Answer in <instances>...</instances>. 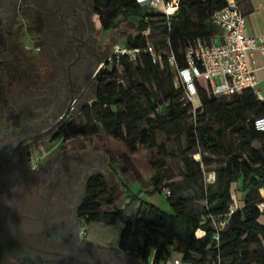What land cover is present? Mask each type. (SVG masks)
Returning a JSON list of instances; mask_svg holds the SVG:
<instances>
[{
  "label": "trees",
  "instance_id": "1",
  "mask_svg": "<svg viewBox=\"0 0 264 264\" xmlns=\"http://www.w3.org/2000/svg\"><path fill=\"white\" fill-rule=\"evenodd\" d=\"M225 5L226 0H179L176 9L165 15L135 0H92L91 12L103 32L130 19L136 22L123 41L128 46L143 49L149 37L162 36L160 47L151 41L162 64L152 63L143 52L134 62L122 60L121 72L113 65L100 68L94 99L80 110L83 120L75 118L63 125L62 139L94 136L100 127L134 154L140 149L152 151L155 133L161 132L174 143L183 137L189 153L196 152L198 143L226 159L214 171L216 189L201 194L206 200L202 217L187 210L180 197L197 185L202 158L191 160L183 151L179 153L186 168L180 173L182 180L167 184L170 212L144 200L140 191L128 192L118 204L102 175L88 176L77 211L86 238L113 245L145 263L153 251L154 264H166L172 257L184 264H264V210L257 206L264 202L260 195L264 194V131L252 127L253 118L264 115V104L249 89L219 97L200 89L201 105L193 109L174 86L173 67L166 58L172 53L176 65L183 66L189 45L197 39L209 41L217 33L210 18ZM255 140L260 147L252 145ZM158 155L161 158L147 160L153 172L149 193L162 188L165 152Z\"/></svg>",
  "mask_w": 264,
  "mask_h": 264
},
{
  "label": "flooded vegetation",
  "instance_id": "2",
  "mask_svg": "<svg viewBox=\"0 0 264 264\" xmlns=\"http://www.w3.org/2000/svg\"><path fill=\"white\" fill-rule=\"evenodd\" d=\"M91 3L0 0V264L105 261L81 245L85 181L78 157L58 145L76 138L59 133L80 114L104 61Z\"/></svg>",
  "mask_w": 264,
  "mask_h": 264
},
{
  "label": "rangeland",
  "instance_id": "3",
  "mask_svg": "<svg viewBox=\"0 0 264 264\" xmlns=\"http://www.w3.org/2000/svg\"><path fill=\"white\" fill-rule=\"evenodd\" d=\"M89 8L90 6L87 5V15L94 28V34L100 44L99 51L104 60L112 44L118 41L123 42L125 37L133 31L136 22L130 19L121 23L117 29L101 32L98 17L93 15ZM151 41L157 42L160 47L163 38L162 36L154 35L151 38L149 37V42ZM93 99V88H85L82 104L89 103ZM159 112L161 113L162 110H159ZM76 119L83 120L81 114H78ZM170 139L168 140L165 134L156 132V147L152 151L147 152L144 149H140L138 152L130 154L121 142L108 136L99 127L98 134L94 136H79L73 140L63 142L62 145H58L78 157L80 181L84 182L92 174H100L116 203H122L128 192L140 191V196L144 200L154 203L166 212H170V207L165 199L168 194L167 184L182 180L180 173L186 171L184 164L180 160L179 153L183 151L191 160H201L202 158V162H200L201 172L198 176L197 185L191 186L189 190L183 192L180 196L182 201L185 202L187 210H191L197 216L202 217L206 200L201 198V194L205 195L206 190L216 189L217 173L214 171L224 165L226 158L224 155L212 154L198 143L194 148L196 152L189 153L185 149L186 143L183 137L179 138V142L175 143L172 138ZM56 143L55 141L50 144L48 149H51ZM260 144L259 141H252L254 147H260ZM233 147H237L236 142H234ZM163 151L165 152L163 157L165 166L160 170L163 177L161 192L149 193L147 191L150 189V177L153 172L149 168L147 160L149 157L154 160L161 158L158 154ZM260 195L264 194L260 192ZM82 225L81 228L84 227Z\"/></svg>",
  "mask_w": 264,
  "mask_h": 264
},
{
  "label": "built area",
  "instance_id": "4",
  "mask_svg": "<svg viewBox=\"0 0 264 264\" xmlns=\"http://www.w3.org/2000/svg\"><path fill=\"white\" fill-rule=\"evenodd\" d=\"M140 6L157 10L169 15L176 9L179 0H135ZM211 23L217 33L209 41L195 40L184 52V65L178 67L172 53L167 54V62L173 67L174 86L182 91V98L191 104L193 109L200 107L199 90L219 97L231 96L249 89L264 104V88L255 69L248 64V55L258 50L264 58V37H250L244 34L245 20L238 3L226 0V5L212 14ZM148 38L149 31L142 32ZM146 53L152 63L162 64L160 53L151 42L145 47H130L124 42H115L106 55L100 68L113 65L118 72L122 70V60L136 61L141 53ZM264 68V66H262ZM252 127L264 131V115L252 120ZM264 210V202L257 204ZM232 212V207L230 209ZM224 222H221V226ZM85 234V227L80 229ZM216 237V236H215ZM170 264H184L178 257H172Z\"/></svg>",
  "mask_w": 264,
  "mask_h": 264
},
{
  "label": "crops",
  "instance_id": "5",
  "mask_svg": "<svg viewBox=\"0 0 264 264\" xmlns=\"http://www.w3.org/2000/svg\"><path fill=\"white\" fill-rule=\"evenodd\" d=\"M238 5L245 20L244 34L250 37H264V0H240L238 1ZM248 64L251 68L255 69L259 79L264 78V68H262V66H264V58H262L258 50H253L252 53L248 55ZM261 86L264 88V82H261ZM92 242L100 246L99 249H101L102 252L104 251L103 253L105 256L115 259L116 261H122L123 264H154L152 263L153 251H150L147 262L145 263L132 255L120 252L113 245L108 246L95 241ZM170 263L171 259L169 258L166 264Z\"/></svg>",
  "mask_w": 264,
  "mask_h": 264
},
{
  "label": "water",
  "instance_id": "6",
  "mask_svg": "<svg viewBox=\"0 0 264 264\" xmlns=\"http://www.w3.org/2000/svg\"><path fill=\"white\" fill-rule=\"evenodd\" d=\"M37 232H38V230H37ZM51 244L54 246V241H53V243L51 242ZM81 245L82 246H92V247H94L95 249H99L100 248V246L98 245V244H96V243H93L92 241H90V240H88V239H84L82 242H81ZM68 248V251H69V253H70V251H71V248L68 246L67 247ZM100 251H101V249H99ZM104 252V251H103ZM115 259H111L110 257H108V256H106L105 257V261H104V263L103 264H123L122 263V261H114ZM77 261L79 262L78 264H95V262L93 261V259H91V258H89V257H87V256H85V254L83 255V254H80L79 256H78V259H77Z\"/></svg>",
  "mask_w": 264,
  "mask_h": 264
}]
</instances>
